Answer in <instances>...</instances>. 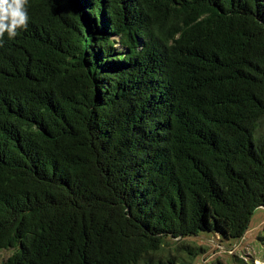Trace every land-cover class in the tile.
Returning a JSON list of instances; mask_svg holds the SVG:
<instances>
[{
	"label": "trees",
	"instance_id": "obj_1",
	"mask_svg": "<svg viewBox=\"0 0 264 264\" xmlns=\"http://www.w3.org/2000/svg\"><path fill=\"white\" fill-rule=\"evenodd\" d=\"M29 5L0 47V264H191V237L242 239L264 207V0Z\"/></svg>",
	"mask_w": 264,
	"mask_h": 264
},
{
	"label": "rangeland",
	"instance_id": "obj_2",
	"mask_svg": "<svg viewBox=\"0 0 264 264\" xmlns=\"http://www.w3.org/2000/svg\"><path fill=\"white\" fill-rule=\"evenodd\" d=\"M261 131L264 132V127ZM185 244L199 249L191 264H264V208L260 207L254 211L248 231L242 239L218 240L213 234L205 232L187 239ZM170 250L171 248L167 247L163 255L169 256ZM183 254L189 258L186 251H183ZM10 255V252H3L0 261Z\"/></svg>",
	"mask_w": 264,
	"mask_h": 264
},
{
	"label": "clouds",
	"instance_id": "obj_3",
	"mask_svg": "<svg viewBox=\"0 0 264 264\" xmlns=\"http://www.w3.org/2000/svg\"><path fill=\"white\" fill-rule=\"evenodd\" d=\"M29 0H0V47L4 37L14 39L26 31L30 22Z\"/></svg>",
	"mask_w": 264,
	"mask_h": 264
},
{
	"label": "water",
	"instance_id": "obj_4",
	"mask_svg": "<svg viewBox=\"0 0 264 264\" xmlns=\"http://www.w3.org/2000/svg\"><path fill=\"white\" fill-rule=\"evenodd\" d=\"M261 208H264V207H261Z\"/></svg>",
	"mask_w": 264,
	"mask_h": 264
}]
</instances>
